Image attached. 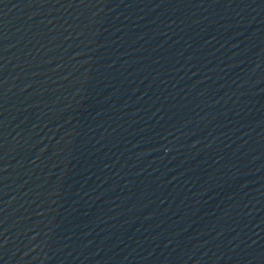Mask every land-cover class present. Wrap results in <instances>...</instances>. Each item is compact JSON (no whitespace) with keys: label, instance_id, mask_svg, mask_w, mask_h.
I'll return each instance as SVG.
<instances>
[{"label":"water","instance_id":"1","mask_svg":"<svg viewBox=\"0 0 264 264\" xmlns=\"http://www.w3.org/2000/svg\"><path fill=\"white\" fill-rule=\"evenodd\" d=\"M0 264H264V0H0Z\"/></svg>","mask_w":264,"mask_h":264}]
</instances>
